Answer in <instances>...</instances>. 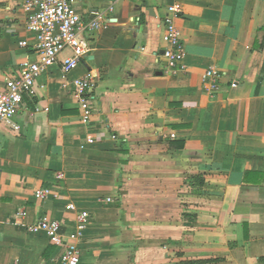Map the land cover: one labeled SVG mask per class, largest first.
Instances as JSON below:
<instances>
[{
    "label": "crops",
    "instance_id": "crops-1",
    "mask_svg": "<svg viewBox=\"0 0 264 264\" xmlns=\"http://www.w3.org/2000/svg\"><path fill=\"white\" fill-rule=\"evenodd\" d=\"M22 1L0 0V83L35 59ZM74 1L101 17L68 75L96 82L91 117L63 53L0 125V264H59L64 247L29 228L46 215L68 237L82 211L79 264H264V0H179L177 74L162 57L175 0Z\"/></svg>",
    "mask_w": 264,
    "mask_h": 264
},
{
    "label": "built area",
    "instance_id": "built-area-1",
    "mask_svg": "<svg viewBox=\"0 0 264 264\" xmlns=\"http://www.w3.org/2000/svg\"><path fill=\"white\" fill-rule=\"evenodd\" d=\"M74 0H23L22 8L26 15V30L33 37V44L27 41L19 42L22 48L30 47L35 55L34 60L21 62L17 70L11 73L0 83V125H11V120L23 103L25 96L35 94L37 78L59 62L63 53H68L66 60L61 61L63 87L70 88L73 97L82 111V121L88 123L91 117L90 101L96 82L88 75L68 81V75L75 71L86 57L88 46L85 33H90L100 27L101 17L94 21L84 23L74 7ZM182 15L179 0H175L166 9L163 23L162 40L165 48L162 53L168 70L177 74L186 70L183 60L185 57L184 44L176 20ZM220 75L215 69H208L202 74V82L211 85L212 90L217 88L215 80ZM235 87L234 84H232ZM18 130V127H14ZM61 178V175H58ZM51 191L42 188L35 193L36 199H47ZM68 211H76L74 204H69ZM20 217H26L27 211L19 210ZM75 230L70 236L60 233L57 221L44 215L29 228L32 234H44L50 243L64 247L59 264H79L80 251L78 241L85 233L89 214L78 212L76 215Z\"/></svg>",
    "mask_w": 264,
    "mask_h": 264
}]
</instances>
